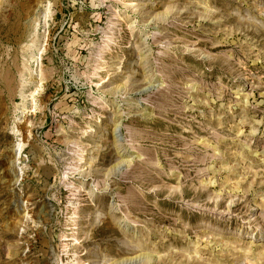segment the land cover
<instances>
[{
    "label": "rangeland",
    "instance_id": "rangeland-1",
    "mask_svg": "<svg viewBox=\"0 0 264 264\" xmlns=\"http://www.w3.org/2000/svg\"><path fill=\"white\" fill-rule=\"evenodd\" d=\"M0 264H264V0H0Z\"/></svg>",
    "mask_w": 264,
    "mask_h": 264
}]
</instances>
